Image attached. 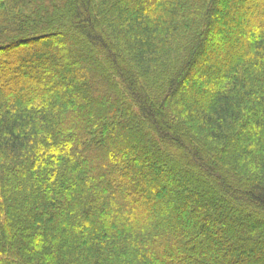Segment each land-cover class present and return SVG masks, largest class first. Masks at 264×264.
Here are the masks:
<instances>
[{
	"label": "trees",
	"instance_id": "1",
	"mask_svg": "<svg viewBox=\"0 0 264 264\" xmlns=\"http://www.w3.org/2000/svg\"><path fill=\"white\" fill-rule=\"evenodd\" d=\"M260 258L264 0H0V264Z\"/></svg>",
	"mask_w": 264,
	"mask_h": 264
},
{
	"label": "rangeland",
	"instance_id": "2",
	"mask_svg": "<svg viewBox=\"0 0 264 264\" xmlns=\"http://www.w3.org/2000/svg\"><path fill=\"white\" fill-rule=\"evenodd\" d=\"M220 10H222L223 12H225V5H223V4H221L220 5ZM50 43H52V42H50ZM220 45H222V41H221V39L219 40V38H216L215 39V31L213 30V31H211L210 32V34H209V37H208V39H207V42H206V45H205V51H207V50H215V49H217V47H219ZM225 45V44H224ZM226 48L227 49H229L230 48V46H229V44L226 46ZM218 50V49H217ZM220 52H221V50H219ZM202 59L200 58V59H198V62H199V64H197L196 66H195V69H194V72L191 74V76H190V78L193 80V79H195V78H197V76H198V74L200 73L199 71L200 70H205V67H203L202 65V61H201ZM211 63H208V65H210ZM77 84V83H76ZM186 85L187 84H185L184 83V81H183V84H182V88H181V90H180V93L181 94H183L185 91H184V89L183 88H185L186 87ZM135 139H136V137H135ZM137 142H136V145L135 146H142L145 142H143V139L142 138H137ZM134 146V147H135ZM145 162H150L151 163V165H152V163H153V165L151 166V167H153L152 169H151V171H152V174H155V175H157L158 174V169H160L162 166H163V161L162 160H156V159H151V157L150 158H147L146 160H145ZM160 167V168H159ZM149 173H150V171H149ZM197 177L199 176V173L198 174H195ZM141 177L144 179L145 177H146V174L145 173H142L141 174ZM206 199H208V197H206ZM176 208V207H175ZM176 210V209H175ZM166 213H164V215H165ZM168 214H171V215H174V213H173V211H170V213H168ZM165 215V216H169V215ZM168 218V217H167ZM174 218V217H173ZM180 218V220L183 222V223H186V227H185V235L184 236H186V237H189V236H192V234H193V228H191V227H193V221H191V220H189V219H187V218H182V217H179ZM199 242H200V244L203 246V247H205V243H204V241H202L201 239H200V236H199ZM208 253V252H207ZM208 255H209V257H211V253H208ZM245 255L246 256H249V258L250 259H252V255L251 254H248V253H245ZM261 259V258H260ZM256 260V259H255ZM211 261H213V258H211ZM211 261H210V263H211ZM260 261H264L263 259H261Z\"/></svg>",
	"mask_w": 264,
	"mask_h": 264
}]
</instances>
